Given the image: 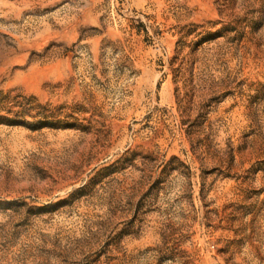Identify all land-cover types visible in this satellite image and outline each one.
<instances>
[{
	"label": "rangeland",
	"instance_id": "obj_1",
	"mask_svg": "<svg viewBox=\"0 0 264 264\" xmlns=\"http://www.w3.org/2000/svg\"><path fill=\"white\" fill-rule=\"evenodd\" d=\"M0 264H264V0H0Z\"/></svg>",
	"mask_w": 264,
	"mask_h": 264
}]
</instances>
